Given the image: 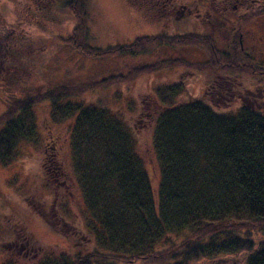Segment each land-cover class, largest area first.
Wrapping results in <instances>:
<instances>
[{"label":"trees","instance_id":"1","mask_svg":"<svg viewBox=\"0 0 264 264\" xmlns=\"http://www.w3.org/2000/svg\"><path fill=\"white\" fill-rule=\"evenodd\" d=\"M87 1L67 2L82 21ZM242 22L231 30L228 51H221L213 39L196 35L145 37L104 51L77 44L78 33H74L73 47L86 57L145 53L153 46L198 47L208 56L196 64L176 60L140 66L128 71L126 81L179 67L206 74L210 80L202 98L192 103L177 102L183 83L162 86L144 100L148 107L152 103L146 114L154 123L153 149L160 170L157 191L136 152L133 132L116 113L101 105L77 104L52 113L75 118L70 141L73 169L87 208L83 237L95 245L71 256L62 253L45 264L102 260L134 264L164 258L181 264L178 256L184 261L235 257L241 264H264V243L256 244L251 236L253 231L264 233V101L253 97V105L243 102L245 79L252 76L253 81H263L264 63L241 48ZM14 52L11 48L0 54L2 78L10 75ZM14 75L18 74L13 73V79ZM114 77L100 84L107 88L122 82L120 76ZM73 88H53L42 101L56 105L84 95L89 87ZM40 101H20L0 118L1 166L9 167L20 148L37 136L32 108ZM239 102L243 103L232 112ZM53 227L63 231L59 225ZM183 235L186 238L180 244L159 250L170 236ZM82 238L73 243V250L83 246ZM27 240L15 245L9 255L28 257L31 250L36 252Z\"/></svg>","mask_w":264,"mask_h":264},{"label":"rangeland","instance_id":"2","mask_svg":"<svg viewBox=\"0 0 264 264\" xmlns=\"http://www.w3.org/2000/svg\"><path fill=\"white\" fill-rule=\"evenodd\" d=\"M69 1L0 0V54L15 50L10 75H0V118L20 101L41 100L32 108L37 136L20 148L9 167L0 165V264H45L62 253L71 256L94 248L95 244L86 240L88 236L83 237L87 208L72 163L70 140L75 118L52 116L54 111L77 104L101 105L116 113L133 132L136 152L144 162L151 187L157 191L160 170L153 149L154 123L146 114L152 103L148 107L144 100L162 86L183 83L184 91L177 102L192 103L202 98L210 80L206 74L179 67L126 81L128 71L140 66L176 60L196 64L208 56L198 47L153 46L145 53L86 57L73 47L75 32L77 44L88 43L104 51L145 37L184 35L213 39L221 51H228L231 30L242 19V47L264 63V0H88L83 7L84 21L67 5ZM13 73L18 74L14 79ZM114 76H120L122 82L107 88L100 84ZM245 80L243 102L251 106L253 97L264 101V79L253 81L251 76ZM67 86L90 89L56 105L42 101L48 91ZM243 102L230 110L236 111ZM57 225L63 231H55L53 226ZM251 236L256 244L264 243V233L253 231ZM81 238L83 246L73 250V243ZM185 238L170 236L159 250H168ZM27 239L37 251L31 250L28 257L13 254L12 258L11 250ZM168 259L134 264H178ZM177 259L181 264H241L235 257L213 262ZM98 264L127 263L102 260Z\"/></svg>","mask_w":264,"mask_h":264},{"label":"flooded vegetation","instance_id":"3","mask_svg":"<svg viewBox=\"0 0 264 264\" xmlns=\"http://www.w3.org/2000/svg\"><path fill=\"white\" fill-rule=\"evenodd\" d=\"M229 8H228V6L226 5V7H225V10H228ZM260 17V16H259ZM220 21V20H219ZM234 28V27H233ZM240 39H241V35H240ZM240 43H241V46H242V42H241V40H240ZM242 49H243V47H241ZM244 50V49H243ZM262 96V95H261Z\"/></svg>","mask_w":264,"mask_h":264}]
</instances>
